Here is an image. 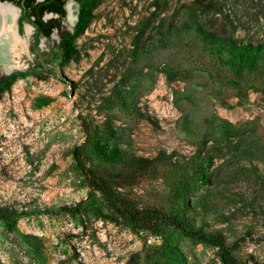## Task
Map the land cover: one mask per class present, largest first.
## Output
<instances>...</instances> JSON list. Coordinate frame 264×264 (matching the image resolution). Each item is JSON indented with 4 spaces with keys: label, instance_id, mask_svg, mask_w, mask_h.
Instances as JSON below:
<instances>
[{
    "label": "rangeland",
    "instance_id": "374dc122",
    "mask_svg": "<svg viewBox=\"0 0 264 264\" xmlns=\"http://www.w3.org/2000/svg\"><path fill=\"white\" fill-rule=\"evenodd\" d=\"M96 2L73 59L62 61L59 33L36 45L26 25L22 69L0 78H11L0 95V206L18 219L0 222V264H223L217 248L172 229H130L77 168L85 145L89 165L106 174L93 138L130 159L172 156L146 175L110 169L124 175L113 185L126 207L177 213L189 183L205 204V229L232 226L245 237L237 252L246 264H264V61L245 71L243 97L217 80L232 75L226 55L176 32L198 20L264 43V0ZM202 171L214 174L209 183Z\"/></svg>",
    "mask_w": 264,
    "mask_h": 264
},
{
    "label": "trees",
    "instance_id": "16d2710c",
    "mask_svg": "<svg viewBox=\"0 0 264 264\" xmlns=\"http://www.w3.org/2000/svg\"><path fill=\"white\" fill-rule=\"evenodd\" d=\"M14 3L21 8L22 14L19 20L22 29L25 23H29L36 28V38L39 42L41 37H50L55 29H62V21L66 16L65 0H2ZM97 6L96 0L93 2H80L79 20L75 31H61L62 40L58 44L61 51V59L66 62L77 55V49L74 41L77 36L82 35L87 29L92 10ZM201 6H204L202 3ZM217 8V9H216ZM215 5L214 9L222 13L221 9ZM56 14L57 18L46 20L44 17L49 14ZM169 32V31H168ZM180 35L186 32H192L202 43L205 50L213 56L222 58L226 55L224 65L232 74L230 77L218 78V82L223 86L236 90L240 96L247 95V88L243 86L241 80L245 71H258L264 61V43H253L239 41L234 32H227L221 29H213L207 25H202L198 20L192 21V24H185L176 31ZM167 35V33H165ZM156 43L151 45L154 47ZM168 78L173 80L176 73L171 70L164 71ZM11 78L0 80V95L7 89V84ZM255 88V87H252ZM89 139L91 129L87 125L85 129ZM93 149L95 154L108 167L106 174H97L89 165L92 162L90 154L86 151V146L82 145L76 148L74 158L77 168L87 179L89 186L93 191L103 195L111 208L123 218L133 231H146L159 235L164 229H172L192 240L217 248L223 264H246V260L237 252L240 243L245 240L244 235L236 231L232 226L228 228L220 227L218 229L206 230L203 223L206 217V207L202 198L195 197V190L186 183L180 192L182 207L177 213L167 214L156 209L136 210L126 207L123 204L115 190L113 182L122 178L123 173H111L110 169L119 167H130L135 174L146 175L153 170L156 161L170 160L171 155L162 153L156 160L148 158H129L128 155L116 147H111L104 143L102 138H93ZM204 159H206L204 157ZM213 159V158H212ZM201 181L209 183L214 176L213 173L206 174L202 171ZM17 213L13 209L0 206V222L9 226L17 225ZM216 217L218 216L217 213ZM201 217V221L198 220ZM219 220V219H217ZM223 224L226 221H217ZM245 232H252L251 225H243Z\"/></svg>",
    "mask_w": 264,
    "mask_h": 264
},
{
    "label": "bare ground",
    "instance_id": "6f19581e",
    "mask_svg": "<svg viewBox=\"0 0 264 264\" xmlns=\"http://www.w3.org/2000/svg\"><path fill=\"white\" fill-rule=\"evenodd\" d=\"M78 8L70 6V21L73 25L77 20ZM1 33H0V70L10 72L11 68H22L20 51H26L27 39L17 33L18 13L11 6L0 5ZM30 29H27L29 34Z\"/></svg>",
    "mask_w": 264,
    "mask_h": 264
},
{
    "label": "flooded vegetation",
    "instance_id": "af4514ba",
    "mask_svg": "<svg viewBox=\"0 0 264 264\" xmlns=\"http://www.w3.org/2000/svg\"><path fill=\"white\" fill-rule=\"evenodd\" d=\"M5 2H7L6 4H5ZM9 4H11V5H9ZM0 5H5V6H11L12 8H14L16 11H17V13H18V19H17V33L21 36V33L23 32V29L25 28V26L26 25H29V27L33 30V38H34V41H35V44L36 45H39L40 44V42L43 40V39H49V38H51L52 36H53V34L55 33V32H57V33H59V37H60V40H59V43H60V41L62 40V36H61V31L62 32H65V31H70V32H73V31H71V29H68V30H65L64 29V23L66 22V21H68V23H71V21H70V6L68 7L67 6V4L65 5V10H66V16H65V18L63 19V21H62V29L60 30V29H55L54 31H53V33H52V35L48 38V37H41L40 39H39V42L37 41V38H36V28L33 26V25H31V24H29V23H25L24 24V26H23V28L21 29L20 28V24H19V20H20V17H21V14H22V10H21V8H19L18 6H16L14 3H12V2H9V1H2V0H0ZM74 5V4H73ZM79 14H80V9H79V6H78V17H77V20H76V22L78 23V20H79ZM58 16L56 15V14H53V13H49V14H47L44 18L46 19V20H49V19H52V18H57ZM75 22V23H76ZM29 28V29H30ZM0 33H1V31H0ZM22 37V36H21ZM58 43V44H59Z\"/></svg>",
    "mask_w": 264,
    "mask_h": 264
},
{
    "label": "water",
    "instance_id": "95a60500",
    "mask_svg": "<svg viewBox=\"0 0 264 264\" xmlns=\"http://www.w3.org/2000/svg\"><path fill=\"white\" fill-rule=\"evenodd\" d=\"M7 2H5L6 4ZM11 5V4H9ZM0 31H1V16H0ZM71 31H73V29L71 28ZM22 68H14L12 67L10 72H7L6 70H0V78L4 77V76H9L13 71H16V70H20Z\"/></svg>",
    "mask_w": 264,
    "mask_h": 264
}]
</instances>
